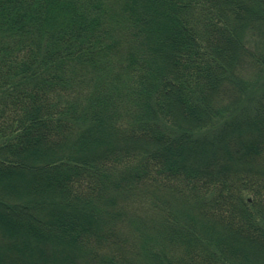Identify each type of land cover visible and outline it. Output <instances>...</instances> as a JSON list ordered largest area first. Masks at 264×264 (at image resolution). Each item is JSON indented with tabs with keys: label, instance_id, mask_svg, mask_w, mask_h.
<instances>
[{
	"label": "trees",
	"instance_id": "1",
	"mask_svg": "<svg viewBox=\"0 0 264 264\" xmlns=\"http://www.w3.org/2000/svg\"><path fill=\"white\" fill-rule=\"evenodd\" d=\"M0 264H264V0H0Z\"/></svg>",
	"mask_w": 264,
	"mask_h": 264
}]
</instances>
